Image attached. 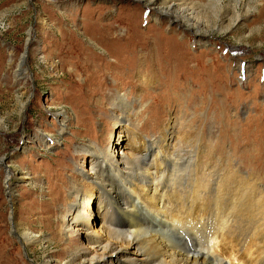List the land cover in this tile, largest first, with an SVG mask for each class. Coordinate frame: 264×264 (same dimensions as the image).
Returning <instances> with one entry per match:
<instances>
[{
    "label": "rangeland",
    "instance_id": "374dc122",
    "mask_svg": "<svg viewBox=\"0 0 264 264\" xmlns=\"http://www.w3.org/2000/svg\"><path fill=\"white\" fill-rule=\"evenodd\" d=\"M220 2L245 20L218 31L208 4L213 26L198 42L145 1L0 0V264H62L83 247L57 226L70 180L89 167L82 148L140 150L113 126L115 94L134 104L146 140L172 126L176 147L223 185L248 176L264 187V2ZM26 231L38 240L24 246Z\"/></svg>",
    "mask_w": 264,
    "mask_h": 264
},
{
    "label": "bare ground",
    "instance_id": "6f19581e",
    "mask_svg": "<svg viewBox=\"0 0 264 264\" xmlns=\"http://www.w3.org/2000/svg\"><path fill=\"white\" fill-rule=\"evenodd\" d=\"M138 1L169 21L187 23L186 30L198 42L208 39L213 26L204 11L208 4L221 13L218 31L245 20L220 0ZM190 4L194 6L188 8ZM114 97L113 126L131 129V146L140 150L129 155L124 146L117 150L100 143L82 148L90 155L89 167L81 181L70 180L68 209L57 226L62 238L73 235L83 247L62 264H264V187L257 178L231 176L223 185L216 170L200 164L194 150L176 147L180 141L172 126L163 128L157 139L146 140L131 118L137 117L134 104L125 95ZM8 193L13 201L10 189ZM93 196L98 229L90 216ZM18 236L24 246L38 240L27 231Z\"/></svg>",
    "mask_w": 264,
    "mask_h": 264
}]
</instances>
